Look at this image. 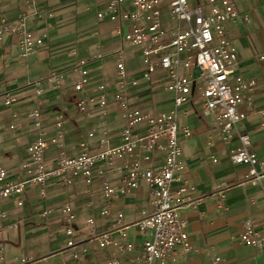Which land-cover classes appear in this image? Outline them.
I'll list each match as a JSON object with an SVG mask.
<instances>
[{
    "label": "built area",
    "instance_id": "built-area-1",
    "mask_svg": "<svg viewBox=\"0 0 264 264\" xmlns=\"http://www.w3.org/2000/svg\"><path fill=\"white\" fill-rule=\"evenodd\" d=\"M22 5L16 19L0 22V42L18 38V56L26 59L46 48L47 34L28 29L30 13H39L36 0H22ZM96 18L99 22L109 20L127 26L121 32L123 47L114 55L113 88L109 90L106 83H100L94 87L95 96L86 95L77 102L82 114H97L99 119L95 120L87 139L69 155L63 116L54 121V135L44 138L41 113L33 110L29 118L34 137L27 147L28 161L21 164L25 179L7 180V170L0 162V204L12 197L15 206L21 208L27 187H37L44 197L51 179L61 178L70 185L78 178L85 186L98 184L104 201L100 216L108 218L113 199L144 185L149 193L148 213L128 226L123 224L124 214L118 212L117 227L102 234L96 233L95 220L87 218L84 241L75 239L73 205L63 204L62 230L70 238L67 247L71 258L79 264L88 251L86 244L92 243L113 252L105 264L173 263L179 253L193 250L188 222L179 216L187 193L193 190L186 177V166L180 160L179 135L188 139L193 133L180 125V117L192 112L199 114L210 121L225 143L250 113L259 115V127L264 130V109L253 107L256 83L235 73L238 53L226 36V25L239 18V11L234 0H106ZM243 19L248 21L247 16ZM134 50L140 54V69L130 73L127 52ZM72 54L75 55V50ZM259 59L263 61L264 54ZM86 65L83 59L76 64L78 80L73 86L76 92L90 85ZM46 82L53 89H60L63 76L51 74ZM142 87L149 91L165 89L171 96L172 109L155 113L138 104L137 94H132V90ZM43 93L41 89L37 91L38 95ZM2 98L8 107L16 101L12 93L3 94ZM112 109L117 111L122 123L116 141L104 120ZM92 141L99 144L100 150L93 151ZM238 143L231 150L232 163L247 167L246 181L263 188L264 163L250 152L249 136L239 134ZM51 147L55 156L48 163L46 154ZM49 213L47 210L43 215ZM6 217L0 209V221ZM10 227L16 229L17 224ZM131 227L142 236L139 246L129 241L127 230ZM238 241L246 247L264 250V232L249 220L242 223ZM19 264L27 263L21 260Z\"/></svg>",
    "mask_w": 264,
    "mask_h": 264
},
{
    "label": "crops",
    "instance_id": "crops-1",
    "mask_svg": "<svg viewBox=\"0 0 264 264\" xmlns=\"http://www.w3.org/2000/svg\"><path fill=\"white\" fill-rule=\"evenodd\" d=\"M234 2L239 18L227 24L225 31L238 53L235 73L255 81L253 107L264 109V60L259 59L264 54V0ZM105 3L106 0H36L39 13H30L28 29L36 34H47L46 48L22 59L18 56V38L0 42V162L7 170V180L21 182L25 179L21 164L28 161L27 147L34 137L29 118L33 110L41 113L44 138L54 135V121L63 116L69 155L87 139L95 120L99 119L97 114H82L77 102L86 95L95 96L94 87L100 83H106L109 90L113 88L114 55L123 47L121 32L127 30L123 23L97 20V12ZM22 9V0H0V22L16 19ZM244 16L248 21H244ZM82 59L87 63L90 85L76 92L73 89L78 80L76 64ZM135 62H141L139 52L128 51L130 73L140 69V64L136 66ZM54 73L63 76L60 89H53L46 82ZM39 89L43 90L42 95L37 94ZM163 90L149 91L142 87L132 90V94H137L138 104L156 113L172 109L171 96L158 95ZM5 93L15 96L12 106L4 105L2 95ZM104 120L116 141L122 126L117 111L109 110ZM259 122V115L250 113L225 143L210 121L199 114L192 112L180 117V125L193 133L188 139L179 135L180 160L186 166V177L193 187L186 195L179 216L188 222L193 250L179 253L175 261L168 264H264V250L246 247L238 241L246 220L264 232V186L248 183V168L231 161V150L239 144L238 135L246 134L250 138V152L264 163V130ZM91 147L93 151L100 150L95 141L91 142ZM54 156L55 149L51 147L46 154L48 163L54 161ZM65 203L73 205L75 239L79 241L86 238L84 221L87 218L95 220L96 233L102 234L117 227L118 212L124 214L123 224L129 226L150 211L149 193L144 185L113 199L108 218L100 216L104 201L97 183L85 186L77 178L66 185L61 178H53L47 184L44 197L37 187H27L21 208L15 206L12 197L0 204L7 216L0 221V264H19L21 260L27 264H77L67 247L70 238L62 230L60 208ZM47 210L50 213L43 215ZM13 223L17 224L16 229L10 227ZM127 232L129 241L139 246L142 236L137 229L131 227ZM86 245L88 251L79 264H105L114 255L111 250L100 249L95 244Z\"/></svg>",
    "mask_w": 264,
    "mask_h": 264
},
{
    "label": "rangeland",
    "instance_id": "rangeland-1",
    "mask_svg": "<svg viewBox=\"0 0 264 264\" xmlns=\"http://www.w3.org/2000/svg\"><path fill=\"white\" fill-rule=\"evenodd\" d=\"M135 64H136V66H139V64H137L136 62H135ZM133 65H134V63H133ZM158 95H160V96H162V97H164V98H168L169 96H170V94L164 89L160 94H158ZM130 233L132 234V235H134L133 233H134V230L133 229H131L130 230ZM17 253L19 254V252L17 251Z\"/></svg>",
    "mask_w": 264,
    "mask_h": 264
}]
</instances>
